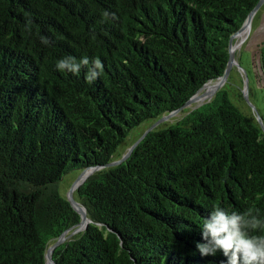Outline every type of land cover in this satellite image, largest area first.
Instances as JSON below:
<instances>
[{
  "label": "trees",
  "instance_id": "16d2710c",
  "mask_svg": "<svg viewBox=\"0 0 264 264\" xmlns=\"http://www.w3.org/2000/svg\"><path fill=\"white\" fill-rule=\"evenodd\" d=\"M258 1L0 0V264H46L80 221L62 177L119 160L133 128L221 77ZM69 55L103 73L59 71ZM258 63L264 84V45ZM169 122L75 190L92 221L55 264H226L197 250L203 218L216 206L264 218V124L223 88Z\"/></svg>",
  "mask_w": 264,
  "mask_h": 264
},
{
  "label": "clouds",
  "instance_id": "9594fccd",
  "mask_svg": "<svg viewBox=\"0 0 264 264\" xmlns=\"http://www.w3.org/2000/svg\"><path fill=\"white\" fill-rule=\"evenodd\" d=\"M41 42L49 44L44 37ZM56 68L73 75H79L87 68L84 78L91 84L103 73L104 65L99 58L90 61L84 56L77 61L69 55L57 60ZM200 230L204 242H198L196 248L202 256H215L221 252L227 258L226 264H264V235L253 234L264 232V218L260 217L259 210L229 212L216 206L203 218Z\"/></svg>",
  "mask_w": 264,
  "mask_h": 264
},
{
  "label": "rangeland",
  "instance_id": "374dc122",
  "mask_svg": "<svg viewBox=\"0 0 264 264\" xmlns=\"http://www.w3.org/2000/svg\"><path fill=\"white\" fill-rule=\"evenodd\" d=\"M233 41L234 44L240 41V47L236 49V51L234 50L235 60L237 59L239 64L233 63L231 65L229 75L223 82L221 88L228 91L231 101L250 116L253 121L257 120L259 122V119H261L264 124V84L262 83L258 63V52L264 45V0L261 1L251 21V27L245 39L240 40L236 37ZM246 80L248 81V87H246ZM212 84L213 83H211V85ZM208 90L207 88H203L197 94V97H202ZM244 94H247V100L244 99ZM198 103L199 102L192 103L188 108H183L175 116H171L168 120L160 123L156 127L157 130L166 128L170 124L169 121L172 119L174 120L175 117L178 118L183 112H188L191 107H194ZM151 124L152 121L146 120L133 128L125 140L117 147L113 159L116 160L119 158V155L125 154L130 145H132ZM78 174H80L79 171H71L63 176L59 184L62 192L66 193L65 189ZM80 184L77 185L74 192ZM89 222H91V220L88 221V223Z\"/></svg>",
  "mask_w": 264,
  "mask_h": 264
},
{
  "label": "water",
  "instance_id": "95a60500",
  "mask_svg": "<svg viewBox=\"0 0 264 264\" xmlns=\"http://www.w3.org/2000/svg\"><path fill=\"white\" fill-rule=\"evenodd\" d=\"M262 0H259L258 3L256 4V6L250 11V13L248 14L245 22L242 24V26L240 28H238L237 30L233 31L229 37V43H228V53H229V58L225 67V71L223 76V81L221 82V84L218 86L217 90L215 91L214 95L221 89L223 82L227 79L228 75H229V71L231 68V65L233 63H238L237 59L235 60V62H231L232 58H233V51H232V47L234 45V38L236 37V35L245 30L248 29L250 30L251 27V21L255 15V13L257 12V9L260 5ZM221 76V77H222ZM221 77L215 79L219 80L221 79ZM214 80H209L208 82H211ZM247 81V80H246ZM207 82V83H208ZM204 86V85H203ZM202 86V87H203ZM202 87H200L197 92L191 97L189 98V100L178 110L172 111V112H168L166 115L162 116L161 118H159L158 120H156L151 126H149L141 135L138 139H136L132 145H130V147L128 148V150L126 151L125 154L122 155V157L119 160L116 161H112L110 163H107L106 165H102V166H93V167H89V168H85L83 169L80 174H78V176L76 178H79V180L77 181L76 178H74L71 183L69 184V186L65 189L66 191V197L68 199V201L70 202L71 206L78 212L79 216H80V221L77 224V226L75 228H73L72 230L68 229L66 230L51 246H49V248L47 249V253H46V257H45V263L48 264V261L50 262V264H55V262H53L52 258H51V252L53 250L54 247L58 246L59 244H61L62 242H64L65 240H67L68 238H70L73 234L83 230L86 226L88 221L91 220L90 216L87 214L86 212V208L79 203L77 200H75L74 198V189L77 187L78 184H82L90 175H92L95 171L103 168V167H107V166H115L118 164H121L122 162H124L132 153V151L135 149V147L139 144V142L152 130L154 129L156 126H158L160 123L168 120L171 116H175L179 111H181L185 105L190 102L192 100V98L202 89ZM246 87H248V81L246 84ZM213 95V96H214ZM212 96V97H213ZM211 98L201 101L198 104H196L194 107H191V110L203 105L204 103H207L208 101H210ZM244 99L247 100V94H244ZM188 111V112H189ZM187 113V112H186ZM259 123L261 126H263V123L261 121V119H259ZM63 178V177H62ZM80 184V185H81ZM79 185V186H80ZM85 215H87L88 220L87 222L84 223V219H85ZM92 221V220H91Z\"/></svg>",
  "mask_w": 264,
  "mask_h": 264
},
{
  "label": "bare ground",
  "instance_id": "6f19581e",
  "mask_svg": "<svg viewBox=\"0 0 264 264\" xmlns=\"http://www.w3.org/2000/svg\"><path fill=\"white\" fill-rule=\"evenodd\" d=\"M248 29H245L241 32H239L236 37L239 38L240 40H244L245 37L247 36V33H248ZM235 37V38H236ZM240 41L237 42V44H234L233 47H232V51H233V58L231 60V62H235V54H234V50L236 51V49H238L240 47V44H239ZM223 81V76L221 77V79H219V81H214V82H208L207 84H205L203 88H207L209 89L207 91V93H205L202 97H197V94L202 90H200L193 98L190 102H188L185 107H188L189 105H191L192 103H196V102H201V101H204L205 99H209L213 96L215 90L218 88V86L221 84V82ZM211 83H213L211 85ZM184 107V108H185ZM77 181L79 180V178L76 179ZM88 218L86 217L85 215V219H84V223L87 222ZM48 264H50V262L48 261Z\"/></svg>",
  "mask_w": 264,
  "mask_h": 264
}]
</instances>
